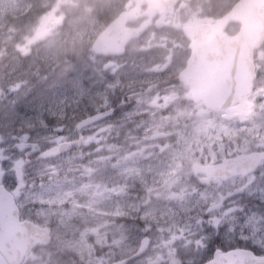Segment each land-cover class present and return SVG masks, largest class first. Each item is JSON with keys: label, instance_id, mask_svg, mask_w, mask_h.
Returning <instances> with one entry per match:
<instances>
[{"label": "rangeland", "instance_id": "374dc122", "mask_svg": "<svg viewBox=\"0 0 264 264\" xmlns=\"http://www.w3.org/2000/svg\"><path fill=\"white\" fill-rule=\"evenodd\" d=\"M77 4L0 0V142L9 146L1 157L4 181L25 213L54 226L52 242L25 264H198L217 248L227 251L248 238L263 252L264 162L254 173L226 180L206 181L209 176L194 167L264 149V95L258 99L264 94V47L257 52L259 86L249 95L257 100L250 115L206 109L170 86L145 109L156 91L127 95L135 56L123 60L126 66L116 59L121 65L108 64L109 84L93 76L89 55L103 24L90 7L74 17L63 12ZM41 6L48 9L40 16L33 11L23 40H15V19ZM73 53L82 57L70 61ZM63 61L68 74L47 73L39 87L17 93L2 108L4 88L23 91ZM117 87L119 102L138 94L139 102L122 107L123 120L111 111L79 132L81 117L113 108L109 97ZM31 138L41 149L68 138L71 146L56 158L27 162L16 145ZM144 239L148 246L140 251Z\"/></svg>", "mask_w": 264, "mask_h": 264}, {"label": "water", "instance_id": "95a60500", "mask_svg": "<svg viewBox=\"0 0 264 264\" xmlns=\"http://www.w3.org/2000/svg\"><path fill=\"white\" fill-rule=\"evenodd\" d=\"M263 7L264 0H239L215 23L186 30L192 39L193 51L180 78L190 86L186 95L188 99L203 101L208 108H227L250 115L254 103L247 96L256 78L254 52L264 42ZM156 11L153 7L149 13ZM127 16V12L122 13L101 33L94 43L98 52H109L113 44L117 49L112 51L120 53L130 38L139 36L146 28L144 24L133 31L120 33ZM230 22L241 23L239 31L232 37L224 33ZM105 114L98 113L82 119L78 128L97 121ZM31 144L34 145L19 143L18 147L23 149ZM65 147V143L53 146L39 157L58 155ZM2 151L0 149V153ZM263 159L264 151H252L224 158L212 165L197 166L196 170L206 172L209 176L207 181L218 177L227 179L253 172ZM4 174L0 161V264H18L36 243L50 242L51 235L49 227H42L30 220L20 221L15 197L2 183ZM205 264H264V256L240 248L227 253L217 252L214 259Z\"/></svg>", "mask_w": 264, "mask_h": 264}, {"label": "flooded vegetation", "instance_id": "af4514ba", "mask_svg": "<svg viewBox=\"0 0 264 264\" xmlns=\"http://www.w3.org/2000/svg\"><path fill=\"white\" fill-rule=\"evenodd\" d=\"M106 1L109 5L106 6L105 9L110 10L109 12L112 13V17L115 16V13L118 15L122 11H131L137 6L136 0ZM172 1L174 2L172 9L154 15L150 20L149 27L142 35L129 41L125 53L122 55H103L107 60V64L113 63L120 65L124 63L123 60H128L135 56V58H132L133 63L131 65H135L136 67V72L133 74L135 82L130 86L131 88L128 90L127 95L131 92H133L132 94L134 95L136 93L147 94V92L156 91L155 97L152 98L150 102L144 103L145 105L142 108L145 109L148 103L156 104L157 100L155 99L156 97H160V89L164 86L172 87L176 94L186 92L189 89V86L180 79V73L186 67L192 51L190 47L191 40L187 37L185 28L214 22L219 16L228 11L236 0H167V2ZM147 8V4L141 3L139 5V10L135 14L132 13L137 16V18L129 21L127 26L137 27L143 21L149 19L147 15H142L147 11ZM168 8H170L169 4ZM239 27V23H230L224 32L232 36L239 30ZM115 59L121 63L116 62ZM146 59L149 60L148 64L144 63ZM104 61L105 60H100V69H95L97 74L106 77L105 82L108 81L109 84L110 79L107 76L108 74L106 73ZM126 65L127 63L125 61L124 66ZM95 66L97 67L99 64ZM120 90L121 89L117 87L116 93L112 91L115 94L109 97V101L111 106L113 105V108H111L112 113L114 114L117 111L115 116H119V119L123 120V114L120 111L122 107L129 102H131V105L139 102L140 97L139 94L133 96L135 102L131 98L119 102L117 99V92ZM142 112L143 113L134 114L133 117L147 115L146 110ZM127 117L130 118L132 116ZM116 136L117 134H114L110 140L115 141V138H117ZM66 141L71 142V138H68ZM36 155L37 153L30 159H33ZM26 160L27 157L25 156V161ZM19 164H22V162H19ZM20 216L21 219L39 221L35 215L30 213L21 212Z\"/></svg>", "mask_w": 264, "mask_h": 264}, {"label": "trees", "instance_id": "16d2710c", "mask_svg": "<svg viewBox=\"0 0 264 264\" xmlns=\"http://www.w3.org/2000/svg\"><path fill=\"white\" fill-rule=\"evenodd\" d=\"M33 11H36L38 14H42V12L44 10H42V9H37V10H33L32 9V10H28L26 12V14H24L23 16H19V18L15 19V22H14L15 36H16V38L18 40L24 38V36L26 34V25L25 24H26V21H29V18H32L33 17L32 16L33 15ZM60 70H62L64 72V74H68V72H69V70L66 68V65H64V66L61 65ZM6 92H9V90L6 89ZM13 96H14V93H10L7 96V98H5V96H4V98H3V101L4 102L2 104V107L3 108H5V107L8 106V104L10 103V99ZM242 246L253 248L257 253H264V250H263V252H261V250L257 246L251 244L250 242H247L245 245H242Z\"/></svg>", "mask_w": 264, "mask_h": 264}]
</instances>
